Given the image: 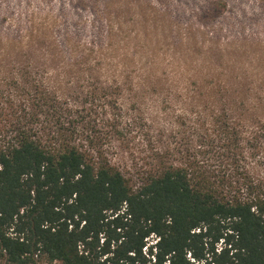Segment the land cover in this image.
<instances>
[{
  "label": "trees",
  "instance_id": "16d2710c",
  "mask_svg": "<svg viewBox=\"0 0 264 264\" xmlns=\"http://www.w3.org/2000/svg\"><path fill=\"white\" fill-rule=\"evenodd\" d=\"M103 2L98 40L0 38V263L264 264V42Z\"/></svg>",
  "mask_w": 264,
  "mask_h": 264
},
{
  "label": "rangeland",
  "instance_id": "374dc122",
  "mask_svg": "<svg viewBox=\"0 0 264 264\" xmlns=\"http://www.w3.org/2000/svg\"><path fill=\"white\" fill-rule=\"evenodd\" d=\"M214 2L215 0H121L127 10L124 14L126 21L133 19V5L144 12L154 8L168 14L176 26L190 24L199 32L214 34L221 43H236L243 39L264 42V0H226L229 5L219 16L214 15ZM103 4V0H0V38L26 35L31 33L30 25L40 28L49 24L50 33L57 40L66 35L78 36L83 40H98L102 25L96 16V10L101 9ZM41 32L46 33L44 30ZM11 136L8 123L0 118V145H5ZM139 140L137 138L129 146L117 142L119 147L114 151L116 155L113 157L124 174L133 179V185L139 183L136 175L151 168L148 165L151 152ZM36 260V264H61L50 263L44 257ZM0 264L7 263L2 261Z\"/></svg>",
  "mask_w": 264,
  "mask_h": 264
}]
</instances>
